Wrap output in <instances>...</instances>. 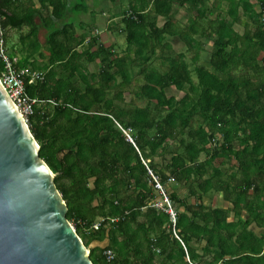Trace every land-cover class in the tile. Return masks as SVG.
<instances>
[{"label": "trees", "instance_id": "trees-1", "mask_svg": "<svg viewBox=\"0 0 264 264\" xmlns=\"http://www.w3.org/2000/svg\"><path fill=\"white\" fill-rule=\"evenodd\" d=\"M154 1L148 12L135 4L126 11L122 52L99 37L82 52L64 50L55 36L44 80L27 84L28 96L39 102L28 124L40 156L86 247L109 240L105 249L91 250L94 264H264V240L241 218L251 189L258 196L249 209H263L264 0H226L227 10L204 0ZM175 4L197 10L184 30ZM240 10L247 18L242 34L235 30ZM205 39L213 48L202 63ZM174 42H183L187 53H177ZM188 53H194L190 61ZM97 61L100 68L91 73L88 65ZM173 87L183 98L168 96ZM127 93L145 105L127 102ZM204 153L209 158L202 162ZM234 159L231 173L224 166ZM144 162L164 183L174 179L188 191L187 198L169 192L185 248L170 217L150 207L156 196ZM214 189L235 199L232 210L204 205L200 191ZM107 250L115 253L113 262Z\"/></svg>", "mask_w": 264, "mask_h": 264}, {"label": "water", "instance_id": "water-1", "mask_svg": "<svg viewBox=\"0 0 264 264\" xmlns=\"http://www.w3.org/2000/svg\"><path fill=\"white\" fill-rule=\"evenodd\" d=\"M40 150L0 82V264H94Z\"/></svg>", "mask_w": 264, "mask_h": 264}, {"label": "crops", "instance_id": "crops-1", "mask_svg": "<svg viewBox=\"0 0 264 264\" xmlns=\"http://www.w3.org/2000/svg\"><path fill=\"white\" fill-rule=\"evenodd\" d=\"M104 1L108 4L107 8L101 7ZM204 1L207 7L217 6L224 7L225 10L228 9L226 0ZM251 2L257 3L256 0H251ZM154 3V0H3L2 49L16 67L32 69L29 67L32 65L36 68L35 71L43 72L48 67L50 47L56 35L61 36V43L64 47L62 49L64 50L71 47L73 51L82 52L89 47L93 37H99L100 43L109 48L115 46L116 37L123 34L121 20L130 6L132 4L140 5L145 7L148 12L153 8ZM174 7L177 9V22L180 23L178 28L183 30L189 24L191 17L194 18L197 15V10L189 4L183 7L175 4ZM56 8L59 10L58 12H56ZM256 9L260 10L258 7ZM63 13V17L56 16L63 15ZM216 14L213 15V18ZM239 16L242 23L237 24L235 30L242 34L245 32L244 23L247 18L241 10ZM158 23L162 27L165 21L163 18H159ZM104 37H107L106 39H109L110 42H104ZM97 48L95 46L92 50H97ZM96 63L88 65L91 73L99 70V61ZM230 164V171L233 173L236 170L237 161L234 159ZM170 188L171 186L169 190L172 189ZM183 192L185 196H182L180 192L181 198H187L186 192ZM200 192L204 196L205 206L225 210H232L235 206V199L230 200V196L224 192L211 191L209 195ZM257 196L254 189L248 192V209L242 211L241 218L251 220L248 231L255 237L264 240V199L261 197L258 200L263 204L262 210L258 208V205L255 206L253 213L249 209L250 201ZM234 214V212L231 213L229 222H234ZM251 215L255 219L252 220Z\"/></svg>", "mask_w": 264, "mask_h": 264}, {"label": "built area", "instance_id": "built-area-1", "mask_svg": "<svg viewBox=\"0 0 264 264\" xmlns=\"http://www.w3.org/2000/svg\"><path fill=\"white\" fill-rule=\"evenodd\" d=\"M3 35V18L2 16H0V58L2 59L4 64V71L2 72V74H0V82L6 89L15 106L25 118L26 122L29 123V119L35 115L36 106L39 102L38 100L32 99L28 96L27 84L28 81L30 83H35L37 80L43 81L45 75H43L39 71H32V69L30 68L16 67L15 63L5 55L2 49L1 38L3 37ZM124 133L127 137V140L130 143L134 144L131 132L124 131ZM216 141H218V139H214L213 144H215ZM144 164L147 167L148 175L150 177V185L152 186L156 196L155 199L150 203V207L159 212H164L170 217V221L173 223L174 227V235L185 248L184 243L179 238L175 229L178 219V211L173 200L171 199L169 193L170 191L168 190L169 187L175 183V181L174 179H170L167 183H164L160 175L151 170L145 162ZM100 226L101 224L97 223L94 226V230H98ZM157 252L159 253V250H157ZM104 255L108 262H113L115 259V253L111 250H107Z\"/></svg>", "mask_w": 264, "mask_h": 264}, {"label": "rangeland", "instance_id": "rangeland-1", "mask_svg": "<svg viewBox=\"0 0 264 264\" xmlns=\"http://www.w3.org/2000/svg\"><path fill=\"white\" fill-rule=\"evenodd\" d=\"M101 7L102 8H107L108 7V4H107V2H103L102 4H101ZM240 29V31H242V29L241 28H239ZM184 30V29H183ZM107 37H104L103 38V41L104 42H106V43H109L110 41H109V39H106ZM204 44H205V47H204V51L202 52V60H201V62L203 63L204 62V59L205 58H207V55H205L206 53H208V52H211L212 51V48H213V43L211 42V41H209V40H204ZM115 47V49H116V51L117 52H122V50H124V49H126V47H127V43H126V35L123 33L121 36H119V37H116V45L114 46ZM117 47V48H116ZM174 48H175V51L177 52V53H179V52H184V53H187V47L183 44V42L182 43H179V42H174ZM194 57V53H188V56H187V58H188V60L190 61L192 58ZM95 64H97V63H95ZM92 67V66H91ZM93 68V67H92ZM96 72V71H95ZM168 96L169 97H171V96H174L177 100H179V99H181V98H183V96H184V93H182V92H179L178 90H176L174 87L173 88H171L170 90H168ZM125 98H126V101L127 102H130V101H133L134 102V105L136 106V107H140V106H144L145 105V103L144 102H141V101H138V100H136V98H135V96L133 95V94H131V93H127L126 95H125ZM213 147H215L214 145H212ZM207 158H209V155L207 154V153H204L203 155H202V157H201V160H207ZM156 162L158 163V164H160V165H162V161L160 160V159H157L156 160ZM231 166V164H229V165H225L224 166V168H229ZM172 188V189H171ZM171 190H169V191H172V190H176V191H178L179 192V194H180V192H181V194H182V196H185V193L183 192V191H185L186 192V196L188 195V191L184 188V187H182V186H180V185H174V184H172L171 185ZM216 189V188H215ZM215 189L213 190V192H215ZM194 202H196V200L195 199H192V198H190V204H193ZM109 240L108 241H104V242H102V243H100V242H94V243H92L91 244V246H90V248L88 249L89 251L91 250V248H102V249H105L106 247H108L109 246Z\"/></svg>", "mask_w": 264, "mask_h": 264}]
</instances>
